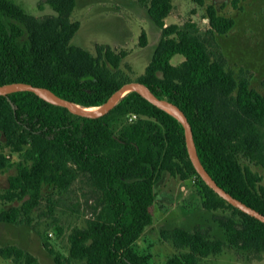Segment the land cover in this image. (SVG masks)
<instances>
[{
    "label": "trees",
    "instance_id": "trees-1",
    "mask_svg": "<svg viewBox=\"0 0 264 264\" xmlns=\"http://www.w3.org/2000/svg\"><path fill=\"white\" fill-rule=\"evenodd\" d=\"M192 1L206 5V0ZM243 1L231 0V5L238 9ZM46 2L57 15L38 18L14 0H0V85L25 82L75 104L101 106L129 82L121 78L127 53L99 45L94 55L70 45L80 26L71 20L77 0ZM173 6L174 0H149L148 16L162 35L136 80L183 110L200 160L213 179L264 214L262 175L241 161L264 166V93L251 87L247 75L237 79L223 59H214L206 37L227 34L235 20L208 4L210 28L204 35L194 23L167 25ZM140 44H147L144 30ZM177 55L184 59L174 64ZM132 113L140 117L115 132V125ZM12 167L15 174L0 191V203L20 205L0 208L3 223L31 222L45 185L65 188L84 176L102 192V209L85 228L71 233L64 264H158L136 244L153 222L156 185L166 174L197 178L207 209L231 210L232 218L220 220L230 243L264 251V223L229 204L201 179L189 158L181 122L135 92L95 119L74 115L33 92L0 95V172ZM168 237L176 248L189 251L172 255L164 264H200L223 249L221 240L200 231L176 228ZM0 255L19 260L25 253L9 245L0 248Z\"/></svg>",
    "mask_w": 264,
    "mask_h": 264
},
{
    "label": "rangeland",
    "instance_id": "rangeland-1",
    "mask_svg": "<svg viewBox=\"0 0 264 264\" xmlns=\"http://www.w3.org/2000/svg\"><path fill=\"white\" fill-rule=\"evenodd\" d=\"M14 1L38 18L57 15L46 0ZM208 4H214L220 14L235 20L227 34L206 36L213 58L223 59L237 79L241 73L247 75L251 87L264 93V0H245L238 9L231 5V0H206L204 6L192 0H174L165 22L181 26L194 23L205 35L210 28L206 13ZM148 5L149 0H77L71 20L79 22L80 26L70 45L94 55L99 45L109 46L117 52L125 51L127 56L121 65V78L135 81L144 73L162 35L161 29L148 16ZM143 30L147 33L146 46L140 44ZM183 59L182 55H177L172 62L178 64ZM124 122L129 121L125 118L116 124L115 132H119ZM13 156L18 158L16 154ZM241 161L262 175L264 186V166L250 163L245 158ZM13 174V167L0 172V191L8 187L9 177ZM155 190L156 199L151 206L153 222L138 239L136 247L140 252L153 255L156 263L164 264L172 255L189 251L176 248L168 237L174 229L184 228L206 233L210 239L223 242L219 254L202 258L200 264H264V251L242 250L230 243L220 220L232 218L231 210L207 209L205 194L197 178L182 180L166 174ZM104 204L102 192L84 176H79L65 188L45 185L40 204L31 213V222L23 219L14 224L0 221V248L13 245L25 253L19 260L0 255V264H64L70 254L71 233L76 228H85ZM19 205V202L0 203V208ZM71 264L81 263L74 261Z\"/></svg>",
    "mask_w": 264,
    "mask_h": 264
},
{
    "label": "water",
    "instance_id": "water-1",
    "mask_svg": "<svg viewBox=\"0 0 264 264\" xmlns=\"http://www.w3.org/2000/svg\"><path fill=\"white\" fill-rule=\"evenodd\" d=\"M16 91H29L33 92L42 99L46 100L49 103L65 107L70 113L77 115L79 117L95 119L100 118L106 115L110 110H112L122 98L127 96L130 93H137L141 95L143 98L148 100L150 103L155 106L167 111L168 113L174 115L182 124L184 128L185 134V144L186 149L189 155V158L196 169L197 173L200 175L201 179L222 199L227 201L232 206L238 208L242 212L255 217L264 223V214L254 209L253 207L245 204L229 192H227L224 188H222L218 183L213 179L210 173L207 171L205 166L200 160L198 155L192 126L183 112V110L172 101L168 100L165 97L158 96L154 94L147 86L143 83L135 80L124 83L120 86L115 92H113L109 98L97 108L96 110H83L77 108L75 103L55 94L52 90L46 87L35 86L33 84L25 83V82H9L0 85V95H8L12 92ZM12 107L15 108L14 104L11 103ZM91 108V107H88ZM94 108V107H92Z\"/></svg>",
    "mask_w": 264,
    "mask_h": 264
},
{
    "label": "built area",
    "instance_id": "built-area-1",
    "mask_svg": "<svg viewBox=\"0 0 264 264\" xmlns=\"http://www.w3.org/2000/svg\"><path fill=\"white\" fill-rule=\"evenodd\" d=\"M140 116L138 114L132 113L129 114L126 118L129 121V123L136 121Z\"/></svg>",
    "mask_w": 264,
    "mask_h": 264
},
{
    "label": "bare ground",
    "instance_id": "bare-ground-1",
    "mask_svg": "<svg viewBox=\"0 0 264 264\" xmlns=\"http://www.w3.org/2000/svg\"><path fill=\"white\" fill-rule=\"evenodd\" d=\"M75 106L77 107V108H80V109H83V110H88V111H91V110H96L97 108H88V107H85V106H83V105H81V104H75Z\"/></svg>",
    "mask_w": 264,
    "mask_h": 264
}]
</instances>
